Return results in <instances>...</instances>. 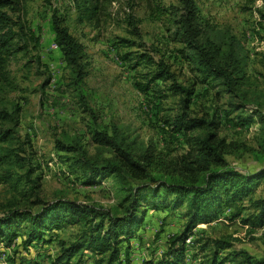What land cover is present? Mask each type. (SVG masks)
<instances>
[{"label":"trees","instance_id":"16d2710c","mask_svg":"<svg viewBox=\"0 0 264 264\" xmlns=\"http://www.w3.org/2000/svg\"><path fill=\"white\" fill-rule=\"evenodd\" d=\"M23 1L26 0H0V92L17 89L7 68L10 57L26 51L29 42H33L35 49L39 46V36L24 21L13 20L4 10ZM112 1L73 0L76 23L98 26L102 12ZM144 1L148 6L149 18L164 22L171 40L181 44L176 49L175 57L184 62L192 77L190 82L179 81L169 56L166 57L156 46L146 45L139 20L132 14L126 18L127 36H118L115 45L120 59L135 71V88L141 94L150 93L153 99H157L159 103L156 108L159 112L164 109L159 106L161 101L168 97L175 98V111L162 119L171 136H182L186 149L173 153L170 148L161 150L149 142L136 155L132 144L125 142L116 128L110 131L100 126L95 111L89 109L91 140L111 148L112 156L98 163L77 142L64 143L57 139L56 147L70 152V158L85 172L86 183L93 184L97 178L116 179L121 192H124L120 202L123 213L119 215L109 210L101 211L93 205L63 198L35 200L36 209L31 206L21 208L8 202L0 213V244L12 247V251L6 255L3 264H44L45 257L24 256L21 251H29L31 244L36 242H50L56 237L54 231L74 226L79 227L77 238L71 242L57 239L59 253L49 264H70L75 253L85 249L95 256L92 264H129L128 249L124 251L122 259L120 244L123 239L131 237L134 226L142 221V218H137V214L145 207L149 197L155 198L161 191L165 198L173 196V207H185L187 220L180 233L173 232L166 238L167 246L159 259L151 258L142 264H183L186 236L198 224L217 219L222 213V205L234 204L243 199L250 202L252 210L242 218L243 224L248 226L249 234L258 233L257 239L264 245V194L256 198L252 196L259 180L264 177V168L247 173L227 159V156L248 154L253 160L264 162V115L247 98L249 89L256 87L258 80L247 72L234 42L223 48L221 43L204 36V27H214L209 24V19L201 15L196 0H178L177 6L166 5L162 0ZM51 24L54 42L70 68V85L84 100L81 82L88 65L85 46L70 34L65 16L56 7L52 9ZM20 39L23 40L21 45ZM34 61L39 62V58H34ZM257 64L262 75L264 50L258 52ZM203 83H216L229 94L228 110L224 111L222 117L235 128L241 127L246 132L253 120L257 119L252 135L253 144L241 138L238 131L236 138L220 136L221 121L217 110L213 109L211 113L206 110L199 116L193 114L191 105L195 88L197 84ZM20 113L18 103H13L8 109L0 102V121L8 124L0 126V169L6 173L5 176L11 177L14 165L23 168L28 188L33 189L39 186V176H33L32 152L20 156L18 151H26L20 147L23 143L18 149L10 147L16 138ZM148 180L156 185L135 188V182ZM18 238L20 242L16 243ZM230 247V240H214L217 250ZM234 257H240V260L232 264H264V256L256 257L243 250L236 252Z\"/></svg>","mask_w":264,"mask_h":264},{"label":"rangeland","instance_id":"374dc122","mask_svg":"<svg viewBox=\"0 0 264 264\" xmlns=\"http://www.w3.org/2000/svg\"><path fill=\"white\" fill-rule=\"evenodd\" d=\"M162 1L166 5L179 4L178 0ZM196 2L201 15L209 19V24L214 27H204V36L221 43L223 48L234 42L247 72L258 80L256 87L249 89L247 98L264 115V72L259 74L261 69L257 64V54L264 50V0ZM55 7L65 16L70 34L84 44L88 55L86 75L81 82L84 100L70 85V68L60 49L54 46L51 13ZM4 10L13 20L24 21L39 36L37 49L33 48V42H29L26 51L10 57L7 68L17 89L0 92L1 105L10 109L13 103H18L21 107L16 138L10 147L18 149L23 143L20 147L26 151H18V154L25 156L32 152L33 176H39V186L29 189V183L23 175L24 169L17 165L12 167L11 177L5 176L6 173L0 169V213L8 202L15 203L17 207L31 206L36 209L35 200L63 198L121 215L123 207L120 202L124 192H121L117 180L107 177L97 178L93 184L86 183L85 172L70 158V152L56 147V140L71 144L77 142L98 163L110 158L111 148L91 140L92 120L89 109H92L97 115V123L110 131L116 128L118 135L132 144L136 155L149 142L161 150L170 148L173 153L183 152L186 144L182 136H171L162 119L175 111V98L168 97L161 101L159 106L164 109L159 112L156 108L159 101L153 99L150 93L141 94L135 88V71L120 59L115 45L118 36H127L126 18L132 14L139 20L146 45L156 46L166 57L169 56L179 81L189 83L191 74L184 62L175 57L176 49L181 44L171 40L164 22H155L149 18L144 0H113L102 12L96 27L76 23L73 0H26ZM22 43L20 39L19 45ZM36 57L39 62L34 61ZM221 88L216 83L197 84L191 105L193 114L199 116L206 110L211 113L215 109L221 121L220 136L236 138L238 131L241 138L253 144L252 135L257 119L253 120L246 132L227 122L222 114L228 110L227 101L230 97ZM0 126L8 124L0 121ZM227 159L247 173L264 168V162L253 160L248 154L227 156ZM147 184L156 185L148 180L135 182L134 186L136 188ZM263 194L264 177L259 180L252 196L256 198ZM172 203L173 196L165 198L162 191L155 198L149 197L145 207L137 214V218H142V221L134 226L131 237L123 239L120 244L122 259L127 249L129 264H142L145 260H157L162 256L167 246L166 238L173 232L180 233L187 220L185 207H173ZM251 211L247 199L222 205V213L217 219L198 224L186 236L190 241H185L183 264H232L240 260L234 254L241 250L256 257L264 256V245L257 239L258 233L249 234L248 226L242 221ZM78 229V226H74L56 230V237L52 241L33 243L29 251L21 252L24 256L45 257L44 264H49L59 253L57 239L71 242L77 238ZM215 239L230 240L231 247L217 250L214 248ZM19 242L20 238L16 239V243ZM11 251L12 247L0 244V264H3ZM94 258V254L85 249L76 252L70 264H92Z\"/></svg>","mask_w":264,"mask_h":264},{"label":"built area","instance_id":"2783aa9c","mask_svg":"<svg viewBox=\"0 0 264 264\" xmlns=\"http://www.w3.org/2000/svg\"><path fill=\"white\" fill-rule=\"evenodd\" d=\"M54 46H56V44H54ZM256 128V127H255ZM187 243H189L190 239H186L185 240Z\"/></svg>","mask_w":264,"mask_h":264}]
</instances>
